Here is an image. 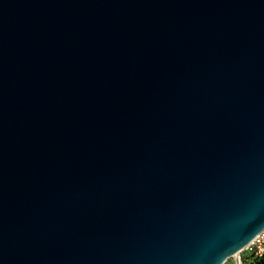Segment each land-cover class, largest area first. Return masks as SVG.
I'll return each instance as SVG.
<instances>
[{"label": "water", "instance_id": "obj_1", "mask_svg": "<svg viewBox=\"0 0 264 264\" xmlns=\"http://www.w3.org/2000/svg\"><path fill=\"white\" fill-rule=\"evenodd\" d=\"M264 230V0H0V264H225Z\"/></svg>", "mask_w": 264, "mask_h": 264}, {"label": "built area", "instance_id": "obj_2", "mask_svg": "<svg viewBox=\"0 0 264 264\" xmlns=\"http://www.w3.org/2000/svg\"><path fill=\"white\" fill-rule=\"evenodd\" d=\"M247 253V257L243 258L242 253ZM264 257V230L254 239V241L246 247L238 256L230 258L225 264L231 260L232 264H257L258 260Z\"/></svg>", "mask_w": 264, "mask_h": 264}, {"label": "rangeland", "instance_id": "obj_3", "mask_svg": "<svg viewBox=\"0 0 264 264\" xmlns=\"http://www.w3.org/2000/svg\"><path fill=\"white\" fill-rule=\"evenodd\" d=\"M247 256H248L247 253H245V252L242 253V257H243V258H245V257H247ZM228 264H232V261L230 260V261L228 262ZM246 264H249V263L246 262ZM262 264H264V263H262Z\"/></svg>", "mask_w": 264, "mask_h": 264}, {"label": "trees", "instance_id": "obj_4", "mask_svg": "<svg viewBox=\"0 0 264 264\" xmlns=\"http://www.w3.org/2000/svg\"><path fill=\"white\" fill-rule=\"evenodd\" d=\"M262 263H264V257L259 259L257 264H262Z\"/></svg>", "mask_w": 264, "mask_h": 264}, {"label": "bare ground", "instance_id": "obj_5", "mask_svg": "<svg viewBox=\"0 0 264 264\" xmlns=\"http://www.w3.org/2000/svg\"><path fill=\"white\" fill-rule=\"evenodd\" d=\"M236 256H238V255H236Z\"/></svg>", "mask_w": 264, "mask_h": 264}]
</instances>
